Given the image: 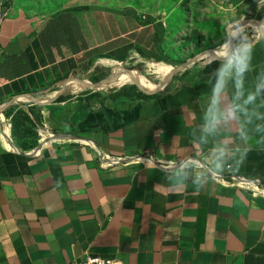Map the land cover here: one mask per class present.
I'll list each match as a JSON object with an SVG mask.
<instances>
[{
    "label": "crops",
    "instance_id": "obj_1",
    "mask_svg": "<svg viewBox=\"0 0 264 264\" xmlns=\"http://www.w3.org/2000/svg\"><path fill=\"white\" fill-rule=\"evenodd\" d=\"M23 2L0 0V264H264V198L225 182L264 185V0L209 2L187 55L145 2Z\"/></svg>",
    "mask_w": 264,
    "mask_h": 264
},
{
    "label": "rangeland",
    "instance_id": "obj_2",
    "mask_svg": "<svg viewBox=\"0 0 264 264\" xmlns=\"http://www.w3.org/2000/svg\"><path fill=\"white\" fill-rule=\"evenodd\" d=\"M63 0H24L26 12L36 15H50L57 12ZM124 0H106V2ZM127 1V0H125ZM145 2L148 10L157 16H163L167 28V45L181 55L190 54L192 46L208 43L217 34V28L212 27V18L218 14L209 9L212 0H128ZM223 3V2H221ZM225 16V26L231 24L230 12L220 11ZM222 17V16H221ZM226 28V29H227ZM227 32V31H226ZM227 34L224 33V36ZM227 37V36H226ZM225 37V38H226ZM228 39V38H227ZM228 44V40H226Z\"/></svg>",
    "mask_w": 264,
    "mask_h": 264
},
{
    "label": "clouds",
    "instance_id": "obj_3",
    "mask_svg": "<svg viewBox=\"0 0 264 264\" xmlns=\"http://www.w3.org/2000/svg\"><path fill=\"white\" fill-rule=\"evenodd\" d=\"M250 47L248 45L238 46L236 53L229 59L228 63L225 65V73H232L235 77H243L244 73L248 71V61ZM256 100V93H250L242 102L234 106L229 115L235 117L238 111L247 112L246 106L251 105ZM213 123H215V118H213ZM246 159V156H245Z\"/></svg>",
    "mask_w": 264,
    "mask_h": 264
},
{
    "label": "built area",
    "instance_id": "obj_4",
    "mask_svg": "<svg viewBox=\"0 0 264 264\" xmlns=\"http://www.w3.org/2000/svg\"><path fill=\"white\" fill-rule=\"evenodd\" d=\"M141 19H145V16L142 15ZM121 162H115V164H119ZM183 165H180L179 168H182ZM230 166H226V170L228 171ZM227 185L234 186L236 188L247 190L251 193L252 196L258 198H264V185L260 184L257 181H251L243 177H229L228 181H225ZM74 264H115V262L111 259H105L98 256H84L79 261Z\"/></svg>",
    "mask_w": 264,
    "mask_h": 264
},
{
    "label": "water",
    "instance_id": "obj_5",
    "mask_svg": "<svg viewBox=\"0 0 264 264\" xmlns=\"http://www.w3.org/2000/svg\"><path fill=\"white\" fill-rule=\"evenodd\" d=\"M215 2H225L226 0H214ZM194 59H191L183 64H181L178 68H176L174 70L175 72H178L179 70H181L182 68H184L185 66H187L189 63H191ZM171 76L167 77L166 80L163 82L164 84L170 79ZM133 84H135L137 87H139L141 90H144L143 87L135 80H133Z\"/></svg>",
    "mask_w": 264,
    "mask_h": 264
}]
</instances>
